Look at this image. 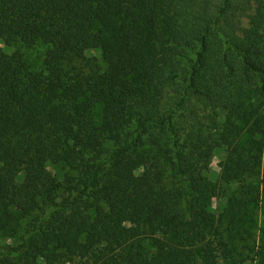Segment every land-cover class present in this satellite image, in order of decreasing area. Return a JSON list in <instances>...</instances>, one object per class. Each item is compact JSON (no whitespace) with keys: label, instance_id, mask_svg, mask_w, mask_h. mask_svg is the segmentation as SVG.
Returning a JSON list of instances; mask_svg holds the SVG:
<instances>
[{"label":"trees","instance_id":"1","mask_svg":"<svg viewBox=\"0 0 264 264\" xmlns=\"http://www.w3.org/2000/svg\"><path fill=\"white\" fill-rule=\"evenodd\" d=\"M0 42L49 48H0V264H236L253 195L206 201L264 167V0H0Z\"/></svg>","mask_w":264,"mask_h":264},{"label":"rangeland","instance_id":"2","mask_svg":"<svg viewBox=\"0 0 264 264\" xmlns=\"http://www.w3.org/2000/svg\"><path fill=\"white\" fill-rule=\"evenodd\" d=\"M0 48H2L6 53L12 54L14 52L20 51L25 55L26 61L33 69V71L41 72L43 70V64L45 55L48 51V46L39 43L33 48H26L21 43H14L10 46H6L4 43L0 42ZM87 72L100 71L106 68V64L103 60L102 53L100 51L92 50L86 54V61L83 62ZM260 105V102L257 106ZM250 140V137L243 133L242 143H246ZM223 158V154L216 153L213 157L211 164V172L213 174H218L220 172L219 163ZM50 171L59 179L63 180L68 173L64 165H50ZM166 183L171 184L173 181V171L170 167L166 168ZM264 167L262 172L257 175L242 177L239 181L235 182L232 187L224 186V192L222 197L208 199L206 204L210 206L212 211L217 215L218 218H224L222 229L227 231V226L229 221L226 219V208L228 206V201L231 198H250L249 194L253 195V201L248 206L246 211L247 217L242 219L240 223V230L236 231L230 236H234L237 242L236 249V264H255V253L254 250L259 245V240L261 236V230L264 226ZM16 219L14 223L5 231L0 233V250L4 251L8 248L16 247L20 243V237L25 230L29 219L22 216L19 212H14ZM0 222H6L4 215L0 212ZM226 232V238L229 235ZM232 238V237H231ZM145 246L150 252H155V248L151 241H145ZM80 262L77 260L76 264ZM82 264V263H80Z\"/></svg>","mask_w":264,"mask_h":264}]
</instances>
